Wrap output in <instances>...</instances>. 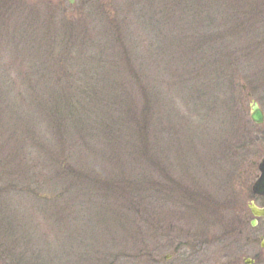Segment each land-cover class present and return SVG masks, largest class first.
Masks as SVG:
<instances>
[{"label":"trees","instance_id":"trees-1","mask_svg":"<svg viewBox=\"0 0 264 264\" xmlns=\"http://www.w3.org/2000/svg\"><path fill=\"white\" fill-rule=\"evenodd\" d=\"M93 2L45 34L61 6L0 0V42L17 38L0 50V264H42L39 243H22L45 223L70 241L89 229L94 264L153 259L202 199L169 174V122L181 106L239 119V96L264 91V0H146L153 14L137 3L129 16Z\"/></svg>","mask_w":264,"mask_h":264},{"label":"rangeland","instance_id":"rangeland-1","mask_svg":"<svg viewBox=\"0 0 264 264\" xmlns=\"http://www.w3.org/2000/svg\"><path fill=\"white\" fill-rule=\"evenodd\" d=\"M24 1L49 2L51 5L61 6L58 21L55 24L47 22L41 26L45 34L46 31L64 33L62 19L73 20L85 12L79 7L81 0ZM115 1L118 4L116 10L122 15L129 16L128 12L137 3L139 11L134 14H142L144 10L153 14V9L146 7L144 3L146 0H96L92 4L99 7L106 4L110 6L111 2ZM52 12H54L53 9L50 10V13ZM87 15L98 28L92 30L91 26V33L103 28L104 14L97 10L96 6H92ZM10 20L14 23L13 19ZM16 40L15 34L5 36L0 42V50H4V53L15 51ZM253 101L259 104L264 115V91L261 90L256 94L247 93V95L239 96L238 104L241 112L239 119L235 110L231 112L233 117H225L226 120L217 108L208 119L206 114L199 115L185 108L186 106H181V113L178 112L175 118L176 122H169L173 130L180 133L175 134L179 137L176 141L168 144L171 150H169L170 156L167 161L173 169L169 174L173 178L183 180L185 186L183 190L188 192L187 196L195 190L207 205H204L203 200L200 199V205L194 207L189 204V209L186 207L182 209L184 218L179 214L173 230L167 226L163 228L165 235H159L156 241L158 249L153 259L148 260L146 256H143L146 255L144 253L117 254L123 258V263L191 264L194 263L193 254L200 252L198 254H204L203 258L207 259V264H227L240 252V245L243 242L240 237H236L234 232H231V226L238 220V215L247 210L252 200V189L259 173L258 166L264 159V123L252 122ZM241 116L244 121H240ZM192 195L195 194L192 193ZM169 210L170 208L167 211ZM51 227L45 223L44 226L36 229L35 238H27V241L22 243L23 248L26 244V249L30 252L34 244L39 243V247L34 248H38L37 256L42 258V264H94L96 262L94 241L88 235L89 229L86 236L77 237L81 239L80 241H70L64 238L66 236L56 234V230ZM244 236L246 237V234ZM201 241L204 243L201 244ZM69 242L78 243L81 248L67 244ZM103 248L106 246H102L101 255L104 254ZM240 254L241 252L237 257ZM104 257L109 261L113 256L105 255ZM116 257L112 258V262Z\"/></svg>","mask_w":264,"mask_h":264},{"label":"flooded vegetation","instance_id":"flooded-vegetation-1","mask_svg":"<svg viewBox=\"0 0 264 264\" xmlns=\"http://www.w3.org/2000/svg\"><path fill=\"white\" fill-rule=\"evenodd\" d=\"M258 172L256 180L260 175L259 166ZM238 216L236 223L231 226V232L243 242L240 245L241 254L239 257L237 255L240 252L234 255L227 264H264V195L255 194L252 190V200L247 210ZM198 253L200 252L193 254L194 263L191 264H207V259L203 258L204 254Z\"/></svg>","mask_w":264,"mask_h":264},{"label":"water","instance_id":"water-1","mask_svg":"<svg viewBox=\"0 0 264 264\" xmlns=\"http://www.w3.org/2000/svg\"><path fill=\"white\" fill-rule=\"evenodd\" d=\"M73 3V1H71ZM252 114L251 120L255 124H263L264 123V115L261 111L259 104L257 102H252L251 105ZM260 176L259 179L255 182L253 186V192L258 195H264V159L259 164Z\"/></svg>","mask_w":264,"mask_h":264}]
</instances>
